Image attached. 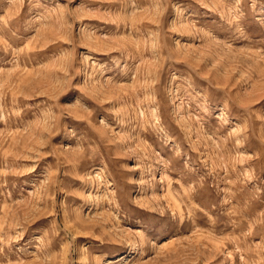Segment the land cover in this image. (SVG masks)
Segmentation results:
<instances>
[{
  "label": "rangeland",
  "instance_id": "374dc122",
  "mask_svg": "<svg viewBox=\"0 0 264 264\" xmlns=\"http://www.w3.org/2000/svg\"><path fill=\"white\" fill-rule=\"evenodd\" d=\"M0 264H264V0H0Z\"/></svg>",
  "mask_w": 264,
  "mask_h": 264
}]
</instances>
